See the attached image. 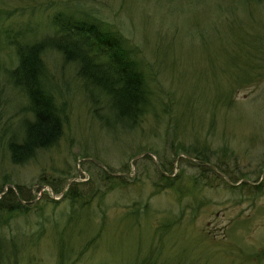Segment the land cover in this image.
I'll return each mask as SVG.
<instances>
[{
	"label": "rangeland",
	"instance_id": "obj_1",
	"mask_svg": "<svg viewBox=\"0 0 264 264\" xmlns=\"http://www.w3.org/2000/svg\"><path fill=\"white\" fill-rule=\"evenodd\" d=\"M59 8L95 13L127 37L159 104L123 125L77 65L46 48L49 85L67 121L55 146L16 164L7 146L23 137L26 98L10 80L15 56L3 30L27 24L36 38L50 34ZM235 63L254 70L232 88L245 76ZM219 88L233 89L230 101L216 102ZM192 145L210 155L205 168L174 155ZM172 159L177 190H155L157 164ZM263 161L264 0H0V200L10 192L21 203L2 211L0 238L22 247L17 264H54L59 237L77 252L74 264H264V191L252 196L229 178L262 181ZM103 170L117 179L108 183ZM69 190L91 196L66 228ZM137 201L146 214L129 212ZM24 232L38 237L23 248Z\"/></svg>",
	"mask_w": 264,
	"mask_h": 264
},
{
	"label": "trees",
	"instance_id": "obj_2",
	"mask_svg": "<svg viewBox=\"0 0 264 264\" xmlns=\"http://www.w3.org/2000/svg\"><path fill=\"white\" fill-rule=\"evenodd\" d=\"M50 21L54 27L53 31L37 38L33 36L32 29L27 24H18L15 30L11 27L3 30L5 43L13 49L15 56L14 64L8 68L10 80L12 85L17 87L26 98L24 111L27 115L22 119L23 137L19 141L10 140L7 146L10 160L16 164L26 162L39 149L44 150L55 146L64 132L67 121L64 105L56 100L49 85L46 65L42 57L46 48L56 49L64 61L74 62L77 65L78 75L104 93L110 109L115 113V118L123 125L127 124L128 127H131L138 123L147 112L159 104L156 86L149 77L143 59L137 55V51L131 46L127 37L114 28L111 23L95 13L86 12V10L64 8L53 11ZM254 43L250 41L247 47L254 46ZM242 50L239 49L237 53L240 54ZM244 51L247 55L245 59H250L252 55H249V50L244 49ZM233 66L237 68L236 72H245V76L235 79L231 84L232 88L244 80H248V72L254 70L251 67L252 64L248 65L249 69L247 70L242 63H235ZM232 88L227 90L228 93L222 91L224 88H219L215 98L216 102L227 103V100L230 101ZM201 150L193 145L182 146L174 151V155L182 153L185 155L181 158L182 160L201 161L200 168H205L203 164L210 162V155ZM203 150L208 149L204 147ZM146 155L144 154L143 157ZM207 168L211 171L215 170L213 166ZM156 169L160 180H153L152 187L157 191L174 187L177 190L179 179L176 176H180L181 170L175 174L172 173L173 159L172 161H161L157 164ZM215 173L218 177L225 174L220 170H215ZM229 178L231 184L235 185L233 188L247 186L249 187L248 192L252 196L264 191L263 179L253 183L254 181L245 177ZM102 179L112 183L117 178L115 179V176L113 177L108 171L103 170ZM196 180V177L192 179V181ZM8 190L10 191V189ZM70 190L74 189L70 188ZM70 190L62 195L70 207L64 223L66 228L75 221L79 211L82 212L88 207L90 203L88 197L91 196L90 194L87 197L85 194H77ZM9 193L5 192L1 195L3 199L0 200V216H3L2 211L4 210L7 212L18 210L21 204ZM135 203L136 207L129 210L131 214L137 216L139 213L146 214L148 212L147 203H144L139 209L138 201ZM168 222L170 221L167 220L163 223L165 227L170 225ZM27 234L24 232L22 236ZM37 237L38 235L34 238L27 236L22 241L23 248L33 244ZM59 238L54 264H74L79 260L77 252L71 251L68 240ZM2 240L0 238V264L2 262L17 264L16 257L22 247L16 245L14 238H10L8 243ZM155 262L151 257H141L132 264H155Z\"/></svg>",
	"mask_w": 264,
	"mask_h": 264
}]
</instances>
